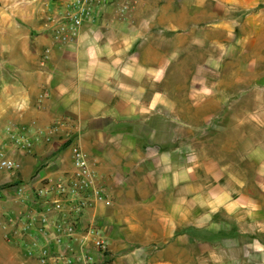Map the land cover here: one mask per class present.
I'll use <instances>...</instances> for the list:
<instances>
[{
  "label": "crops",
  "instance_id": "1",
  "mask_svg": "<svg viewBox=\"0 0 264 264\" xmlns=\"http://www.w3.org/2000/svg\"><path fill=\"white\" fill-rule=\"evenodd\" d=\"M64 10L0 0V160L18 166L0 168V264H41L45 243L57 251L54 214L33 192L72 172L75 144L109 197L79 230L96 226L109 254L79 235L61 250L72 264H264V0H108L62 41ZM209 29L213 49L227 34L234 64L227 83H211L219 111L194 150L173 138L165 77L173 32Z\"/></svg>",
  "mask_w": 264,
  "mask_h": 264
},
{
  "label": "built area",
  "instance_id": "2",
  "mask_svg": "<svg viewBox=\"0 0 264 264\" xmlns=\"http://www.w3.org/2000/svg\"><path fill=\"white\" fill-rule=\"evenodd\" d=\"M108 0H65V10L60 15V28L55 34L59 39L65 41L74 37L83 24L92 23L97 15V10ZM64 36H61V33ZM56 123L50 128L48 134L44 136L50 140L52 133L56 131ZM21 149L29 152L31 143L25 137H20L14 141ZM72 172L64 174L54 182H46L33 192L34 202L47 205V210L51 211L55 219V236L53 237L57 251L51 249L48 243H45L38 256L41 264H46L51 260L52 264H72L73 261L67 259L62 251H68L75 242L80 243L82 239L89 241L96 252L107 257L109 254L108 244L101 237L96 226H90L85 231L79 230V222L83 212L95 205L109 200L105 188L98 183V176L91 168L86 154L78 145H73L71 149ZM17 165L10 160H0V168L5 170H16ZM46 207V206H43ZM45 225V220L40 219ZM45 228L38 230L40 237H44ZM82 242V243H81ZM62 250V251H61ZM71 251V250H69ZM70 259V258H69ZM91 256H86L84 262L91 263Z\"/></svg>",
  "mask_w": 264,
  "mask_h": 264
},
{
  "label": "rangeland",
  "instance_id": "3",
  "mask_svg": "<svg viewBox=\"0 0 264 264\" xmlns=\"http://www.w3.org/2000/svg\"><path fill=\"white\" fill-rule=\"evenodd\" d=\"M179 11V7L171 9L172 15L174 16L173 18L178 20ZM208 13H210V11H208ZM208 16L210 15H205V18ZM211 36L212 31L210 29L188 34H180L179 30L174 31L171 41L172 62L170 70L166 72L165 77L166 91L170 92L172 97V128L177 131L181 130L177 132L173 138L177 141L187 140L189 144L193 145L191 147L194 150L196 140H199L195 131L201 128L213 127L211 125L212 114L219 111V105L212 106L211 104V93L213 92L211 83L213 80L217 83H227L232 73L231 71H229L231 72L229 73L227 68L230 67V63L231 65L234 64L232 61L234 49L229 47L227 34H220V37L225 38L221 40V47L219 50L213 49L210 39ZM155 44L157 47L163 49L164 41L162 34L159 35ZM162 59L161 57L156 58L157 62ZM161 85H163V80L161 81ZM216 91H222V89ZM203 97L204 104L201 103ZM216 97L218 99V97L221 98L222 95L217 93ZM197 98H200V100H197ZM157 110L161 111V113L163 111L162 108H157ZM165 112L167 115V106ZM229 123L231 122H222L224 125ZM215 127L219 128L218 125ZM184 131H187V133ZM254 172L255 170L253 168L251 173L253 174ZM67 259L71 263L72 260L69 258Z\"/></svg>",
  "mask_w": 264,
  "mask_h": 264
}]
</instances>
